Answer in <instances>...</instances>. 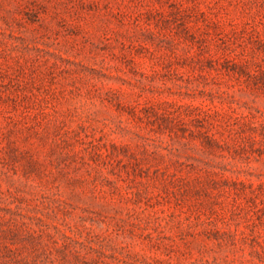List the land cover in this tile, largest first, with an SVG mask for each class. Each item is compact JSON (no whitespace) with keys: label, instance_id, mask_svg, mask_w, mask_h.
Masks as SVG:
<instances>
[{"label":"rangeland","instance_id":"obj_1","mask_svg":"<svg viewBox=\"0 0 264 264\" xmlns=\"http://www.w3.org/2000/svg\"><path fill=\"white\" fill-rule=\"evenodd\" d=\"M0 264H264V0H0Z\"/></svg>","mask_w":264,"mask_h":264}]
</instances>
